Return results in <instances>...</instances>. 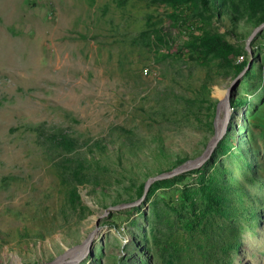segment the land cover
Segmentation results:
<instances>
[{
	"label": "rangeland",
	"instance_id": "obj_1",
	"mask_svg": "<svg viewBox=\"0 0 264 264\" xmlns=\"http://www.w3.org/2000/svg\"><path fill=\"white\" fill-rule=\"evenodd\" d=\"M208 5L0 0V264H264V0Z\"/></svg>",
	"mask_w": 264,
	"mask_h": 264
},
{
	"label": "trees",
	"instance_id": "obj_2",
	"mask_svg": "<svg viewBox=\"0 0 264 264\" xmlns=\"http://www.w3.org/2000/svg\"><path fill=\"white\" fill-rule=\"evenodd\" d=\"M213 1H216V0H213ZM201 2V6L204 10L206 11H211V12H214V10L211 8V6L209 7L208 5V0H200ZM257 11H259L258 14L254 15V17H251V19H249L248 22H259L262 23L264 22V7H258L257 8ZM234 21L235 19V22L237 20L236 17H231ZM259 35V33L257 34ZM200 40V43H197L195 44V41H199ZM187 48L190 50V52L194 53L195 55L197 56H207L209 53H215L217 52L218 50V47L216 46L215 42H213L211 39L207 38V37H204L202 34L199 35V36H192L190 38V41L187 42ZM247 62L245 61H240L239 63H237L236 65V69H237V72H241L245 66H246ZM65 135L61 133V131H56V130H53V133H51L50 135V138L57 141V142H65L67 144V139L65 140ZM72 148V147H70ZM100 148V147H99ZM93 149H89L88 151L93 153ZM77 166V167H76ZM74 167H71L70 170L72 171L71 174L74 178H76L77 176V173L80 172V170L82 169L83 167V163L81 165H76ZM78 168V169H75ZM75 169V170H73ZM179 175H182V174H179ZM93 180V179H91ZM89 181V180H88ZM142 190V189H141ZM187 226L188 227H191V225L189 223H187Z\"/></svg>",
	"mask_w": 264,
	"mask_h": 264
},
{
	"label": "water",
	"instance_id": "obj_3",
	"mask_svg": "<svg viewBox=\"0 0 264 264\" xmlns=\"http://www.w3.org/2000/svg\"><path fill=\"white\" fill-rule=\"evenodd\" d=\"M262 27H264V22L260 23L258 26H256L253 31L251 32V34L247 37L246 39V49H248V44L250 42V40L254 37V35L258 32V30H260ZM244 69L240 72V74L238 76H240L242 73H243ZM238 80V78H236L235 80H233L229 86H227L225 88L226 90V93H227V97L230 96V94L232 93L233 91V88H234V84L235 82ZM229 100H228V108L230 109L229 107ZM217 112H218V109H217ZM226 128L223 129L222 132H216L215 131V135L212 137L208 147L205 149L203 155H201L199 158L195 159L193 162H191L190 164L188 165H183V166H180L178 168H175L172 172L170 173H165V174H160V175H157V176H154L152 177L151 179H149L145 186H144V193L146 192V189H147V186L149 184L150 181L152 180H158V179H161L163 177H166V176H171L173 174H177L181 171H185L187 169H189L191 166H193V164H196L197 162L198 163H201L205 158L206 156L211 152V150L214 148V146L217 144V142L219 141V139L222 137L223 133L225 132ZM92 237H93V233H89L88 236L77 246H74L72 247L73 249L75 248H82V254L79 256V258L75 261V262H68V261H64V260H60L59 261V257L56 258L55 260L49 262V263H45V264H74V263H77L84 255H86V253H88L90 251V245L92 244ZM66 252V250L63 252V255L64 253Z\"/></svg>",
	"mask_w": 264,
	"mask_h": 264
},
{
	"label": "bare ground",
	"instance_id": "obj_4",
	"mask_svg": "<svg viewBox=\"0 0 264 264\" xmlns=\"http://www.w3.org/2000/svg\"><path fill=\"white\" fill-rule=\"evenodd\" d=\"M213 95L218 99L217 109L219 107L222 108V109H225V108L227 109V107H228V104H227L228 101H227V93H226V90L221 89V88H219V87L216 86L213 89ZM216 120H217L216 121V132H222L223 129L225 128V124H226V121H227V117L226 116H219L218 118H216ZM81 254H82V248H80V247L75 248V249L71 248L70 250L68 249V251H66V255L68 256V258H70L69 262H71V263L72 262H75L79 258V256ZM60 260H64V258H59V261Z\"/></svg>",
	"mask_w": 264,
	"mask_h": 264
}]
</instances>
